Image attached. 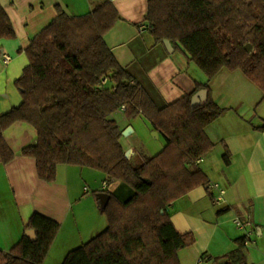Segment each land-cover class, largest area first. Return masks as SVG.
I'll return each instance as SVG.
<instances>
[{
    "label": "trees",
    "instance_id": "1",
    "mask_svg": "<svg viewBox=\"0 0 264 264\" xmlns=\"http://www.w3.org/2000/svg\"><path fill=\"white\" fill-rule=\"evenodd\" d=\"M57 8L58 15L26 49L29 63L16 80L21 104L0 113V159L7 163L15 157L5 130L25 121L39 133L38 142L23 152L37 159L41 179L57 180L63 164L104 172L109 201L103 204L94 194L108 225L71 249L62 264H182L180 251L196 236L177 230L171 204L198 186H213L200 160L216 144L207 126L227 108L214 98L210 80L223 68L241 69L264 92V0H149L146 20L156 41L167 38L182 46L207 75V81H196L194 90L164 106L107 42L121 18L112 0H95L83 15ZM0 36H16L1 4ZM203 88L207 99L193 104ZM119 110L130 122L148 121L165 139L162 149L151 155L139 148L128 158L124 128L113 117ZM255 127L264 130V119ZM112 181L120 182L114 190L107 187ZM61 225L35 212L26 228L35 229L36 237L25 233L10 250L0 247V264H46ZM245 238L208 261L251 264Z\"/></svg>",
    "mask_w": 264,
    "mask_h": 264
},
{
    "label": "crops",
    "instance_id": "2",
    "mask_svg": "<svg viewBox=\"0 0 264 264\" xmlns=\"http://www.w3.org/2000/svg\"><path fill=\"white\" fill-rule=\"evenodd\" d=\"M112 1L121 18L107 33V42L159 106L194 90L196 81H207L206 73L190 60L185 48L172 41L171 45L165 40L156 41L146 20L149 0ZM94 3L95 0H0L16 31L13 38L0 36V113L21 104L23 96L16 80L29 63L26 49L58 15L57 5L72 15H83L93 10ZM210 86L216 101L227 109L207 126L216 144L200 164L211 183L219 187L198 186L171 204V217L177 230L192 231L196 236L193 245L180 251L182 264H212L209 259L233 250L237 239L244 235L234 222L238 216L249 219L255 233L264 235V130L255 127L264 119V92L241 69H221L210 80ZM124 119L127 123L124 129L133 126L129 136L137 133L132 140L137 142L127 143L128 148L134 149L133 153L140 148L151 154L150 145L156 146L154 142L161 139L165 145V139L156 134L150 123L155 141L147 143L146 137L139 134L140 131L145 133L141 125L146 120L137 118L130 122L125 115ZM4 136L15 157L7 163L0 159V247L13 248L25 233L28 234L26 226L30 217L41 212L62 224L45 263L62 264L71 249L107 227L106 215L98 216L96 195L84 184L95 176L94 187H99L98 182L100 187H105L106 176L102 178L88 167L63 164L57 180H43L37 159L23 152L24 148L38 142L37 128L29 122L17 121L5 130ZM164 145L156 146L153 153ZM227 152L228 158L225 157ZM119 183L112 181L107 187L114 190ZM222 188L226 192L219 201L211 193L218 195ZM102 193L109 192L99 190L101 200ZM80 219H84V225ZM102 227L105 228L101 230ZM87 237L91 238L87 240ZM250 245L248 255L255 259L257 251ZM253 263L257 264L258 260Z\"/></svg>",
    "mask_w": 264,
    "mask_h": 264
},
{
    "label": "rangeland",
    "instance_id": "3",
    "mask_svg": "<svg viewBox=\"0 0 264 264\" xmlns=\"http://www.w3.org/2000/svg\"><path fill=\"white\" fill-rule=\"evenodd\" d=\"M249 49H252V46L249 48ZM204 71V70H203ZM124 115H125V113H124V111L123 110H119V111H117V112H115L114 114H113V117L115 118V119H117L118 120V122H119V124L124 128V126L127 124L126 123V120L124 119ZM149 122H146V121H144L143 123H142V127L143 128H145L144 129V131H145V133H143L142 131H140V133L139 134H141V135H144L145 137H146V139H145V141L148 143V141L150 142V141H155L154 140V135H153V133L151 132V130H150V128H149V124H148ZM125 130V129H124ZM124 130H123V134H124ZM138 132V131H137ZM135 135H137V133H134L133 135H124L123 136V141L125 142V144H126V146H127V143L129 144V143H136L137 141H132V140H134V136ZM137 139H138V137H137ZM164 140L163 139H161V142H154V143H156V146H157V148H159V147H161L162 145H164V144H162V143H164L163 142ZM161 144V145H160ZM156 146H153V145H150V147H152L153 148V151H156L157 150V148H156ZM127 147H129V146H127ZM156 148V149H155ZM155 149V150H154ZM149 151H150V153L151 154H154L153 153V151H152V149H149ZM136 154L135 153H133L132 154V157L133 156H135ZM131 157V158H132ZM78 167H80L79 165H78ZM88 169H91L90 171H94V173H97V175H102V178L104 177V172H102V171H100V170H98V169H94V168H91V167H88ZM89 174H90V172H88ZM91 179V180H90ZM90 179H87V181H85L84 182V184L87 186L86 187V189L88 188V190H90V193L91 194H93V193H95L96 194V192H98L99 190H103V189H105V187H100L101 185H99V184H101V183H99L98 182V184H97V186H99V187H94V180H95V176H93V177H91ZM213 184H215V183H213ZM100 214L98 215V216H100L101 217V212H99ZM102 217H105V216H102ZM81 220V224L82 225H84V219H80ZM79 220V221H80ZM87 221V220H86ZM105 222H106V220H104ZM107 221H108V219H107ZM105 226V225H104ZM105 227H102V229L101 230H103ZM100 230V231H101ZM99 231V232H100ZM98 232V231H97ZM255 233V232H254ZM253 233V235H252V240L253 241H251V245H250V247H253V248H255V250L257 251V254H256V258L254 259V258H251L250 256H249V262L251 261L252 263L257 259L258 260V263L257 264H264V235H259L258 233H255L254 234ZM97 234V233H96ZM89 238H91V237H87L86 239L88 240ZM248 252H249V250H248ZM254 260V261H253ZM250 262V263H251ZM260 262V263H259ZM253 264H256V263H253Z\"/></svg>",
    "mask_w": 264,
    "mask_h": 264
},
{
    "label": "water",
    "instance_id": "4",
    "mask_svg": "<svg viewBox=\"0 0 264 264\" xmlns=\"http://www.w3.org/2000/svg\"><path fill=\"white\" fill-rule=\"evenodd\" d=\"M166 43H169L171 45V40L170 39H165ZM252 45L249 43L247 45L248 49L251 47ZM208 97V90L203 88L200 89L199 91H197L192 98L193 104H197L202 102L203 100L207 99ZM133 130V126L130 125L128 126L125 130H124V135H129L130 132ZM156 134H159L158 131H156ZM134 149L132 147H130L127 152H126V156L128 158L132 157ZM102 202L103 204H107V202L109 201L110 198V194L109 193H102ZM28 234L31 235L32 237H36V230L35 229H29Z\"/></svg>",
    "mask_w": 264,
    "mask_h": 264
},
{
    "label": "built area",
    "instance_id": "5",
    "mask_svg": "<svg viewBox=\"0 0 264 264\" xmlns=\"http://www.w3.org/2000/svg\"><path fill=\"white\" fill-rule=\"evenodd\" d=\"M7 59H9V57H7ZM214 187H219V185L217 183L213 184ZM225 189H221L220 193L218 195H216V198L219 201H222L224 198V194H225ZM234 222L236 223V225L244 231V235L246 236V240L245 243L246 245L250 244L252 241V235L255 232V229L253 227V224L251 223V221L249 219H245L241 216H238L234 219Z\"/></svg>",
    "mask_w": 264,
    "mask_h": 264
}]
</instances>
